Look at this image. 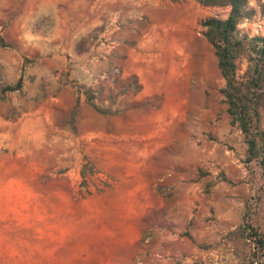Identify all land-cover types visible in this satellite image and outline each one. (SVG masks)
<instances>
[{
  "label": "rangeland",
  "instance_id": "374dc122",
  "mask_svg": "<svg viewBox=\"0 0 264 264\" xmlns=\"http://www.w3.org/2000/svg\"><path fill=\"white\" fill-rule=\"evenodd\" d=\"M261 3L240 33L264 37ZM228 12L0 0V264H248L230 232L257 199L264 234V167L201 26Z\"/></svg>",
  "mask_w": 264,
  "mask_h": 264
},
{
  "label": "trees",
  "instance_id": "16d2710c",
  "mask_svg": "<svg viewBox=\"0 0 264 264\" xmlns=\"http://www.w3.org/2000/svg\"><path fill=\"white\" fill-rule=\"evenodd\" d=\"M201 6L228 7L225 18H206L201 26L203 37L213 49L217 68L223 80L220 93L223 97L229 125L237 128L244 140L246 165L264 167V37L240 33L238 25L253 16L248 0H194ZM264 16V0H259ZM0 45L3 40L0 37ZM245 59L246 67L238 74V62ZM21 88V79L3 91ZM83 177L84 172L81 170ZM257 199L247 202L241 224L230 232L246 244L248 264H264V234L254 222Z\"/></svg>",
  "mask_w": 264,
  "mask_h": 264
}]
</instances>
